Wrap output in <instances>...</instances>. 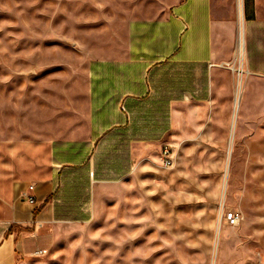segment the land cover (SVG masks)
<instances>
[{
	"label": "rangeland",
	"instance_id": "obj_1",
	"mask_svg": "<svg viewBox=\"0 0 264 264\" xmlns=\"http://www.w3.org/2000/svg\"><path fill=\"white\" fill-rule=\"evenodd\" d=\"M238 2L223 8L234 22L236 71L222 147L178 148L171 169L160 163L98 194L89 224L54 228L45 253L16 264H264V136L242 132L232 142L230 130ZM156 11L151 0H0V139L52 136L65 102L84 92L88 63L122 50L126 24ZM242 13L245 22L244 0ZM248 77L240 107H264V83L248 99ZM231 211L241 217L233 228L223 221Z\"/></svg>",
	"mask_w": 264,
	"mask_h": 264
},
{
	"label": "crops",
	"instance_id": "obj_2",
	"mask_svg": "<svg viewBox=\"0 0 264 264\" xmlns=\"http://www.w3.org/2000/svg\"><path fill=\"white\" fill-rule=\"evenodd\" d=\"M224 1L151 0L155 16L126 24L124 48L88 63L84 92L65 102L52 136L0 139V264L45 253L54 228L89 224L98 194L160 169L164 146L173 158L186 144L222 147L235 70ZM243 28L252 99L264 93L253 85L264 83V0H253ZM261 130L264 136V107L242 106L232 142ZM29 186L34 205L22 197Z\"/></svg>",
	"mask_w": 264,
	"mask_h": 264
},
{
	"label": "bare ground",
	"instance_id": "obj_3",
	"mask_svg": "<svg viewBox=\"0 0 264 264\" xmlns=\"http://www.w3.org/2000/svg\"><path fill=\"white\" fill-rule=\"evenodd\" d=\"M238 9H239V14H238V35H237V51H236V61H237V74L238 76H240V74L242 73V61H243V31H244V20H243V14H242V7H241V2L239 0L238 2ZM246 74V73H242ZM241 75V76H242ZM241 87H242V83H241V79L239 77L237 84H236V95L234 98V103H233V114H232V127H231V140L233 137V133H234V123H235V119L237 117V113L238 110L240 108V97H241ZM230 150H231V141L229 144V151H228V155L230 154ZM223 191V195H222V201H221V206L224 205V191L225 189L222 190Z\"/></svg>",
	"mask_w": 264,
	"mask_h": 264
},
{
	"label": "built area",
	"instance_id": "obj_4",
	"mask_svg": "<svg viewBox=\"0 0 264 264\" xmlns=\"http://www.w3.org/2000/svg\"><path fill=\"white\" fill-rule=\"evenodd\" d=\"M161 161L162 166L166 169H170L173 167L174 159L172 154V148L168 146H164L161 150ZM34 190L33 186H29L27 189V192L22 195L25 202H27L29 205L35 204V198L32 193ZM241 217L240 214L234 211L223 213V221L225 225L228 227H237L239 225Z\"/></svg>",
	"mask_w": 264,
	"mask_h": 264
},
{
	"label": "trees",
	"instance_id": "obj_5",
	"mask_svg": "<svg viewBox=\"0 0 264 264\" xmlns=\"http://www.w3.org/2000/svg\"><path fill=\"white\" fill-rule=\"evenodd\" d=\"M252 5L253 0H244V12H245V20H250L252 16Z\"/></svg>",
	"mask_w": 264,
	"mask_h": 264
}]
</instances>
